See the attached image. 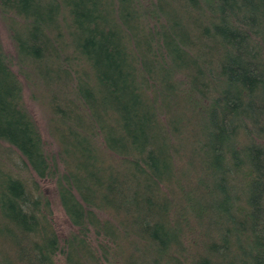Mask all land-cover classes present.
<instances>
[{
  "label": "trees",
  "instance_id": "16d2710c",
  "mask_svg": "<svg viewBox=\"0 0 264 264\" xmlns=\"http://www.w3.org/2000/svg\"><path fill=\"white\" fill-rule=\"evenodd\" d=\"M0 21V264H264V0H0Z\"/></svg>",
  "mask_w": 264,
  "mask_h": 264
},
{
  "label": "rangeland",
  "instance_id": "374dc122",
  "mask_svg": "<svg viewBox=\"0 0 264 264\" xmlns=\"http://www.w3.org/2000/svg\"><path fill=\"white\" fill-rule=\"evenodd\" d=\"M0 33L3 37L4 45L7 46L8 42L10 40H9V36L7 33L6 25L4 23H2V21H0ZM28 92L29 91L26 90V94ZM26 101L29 103L30 107L32 108L33 112L35 113L36 118L38 119V122H40V124L43 127H45L46 136L48 137V134L46 131V127L48 124H47V116H46L45 111L39 105L31 103V101L29 100L28 94L26 95ZM45 187H47L48 192H50L54 195V185L52 183L47 182ZM54 209H55V218H56V221L58 224V228H59L60 232L62 233L63 231H66L68 229L70 223H69L67 217L65 216L61 206L59 205V203H57V201H55Z\"/></svg>",
  "mask_w": 264,
  "mask_h": 264
}]
</instances>
